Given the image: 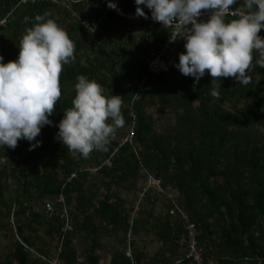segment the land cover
<instances>
[{"label":"trees","instance_id":"16d2710c","mask_svg":"<svg viewBox=\"0 0 264 264\" xmlns=\"http://www.w3.org/2000/svg\"><path fill=\"white\" fill-rule=\"evenodd\" d=\"M53 1L0 0V264H101L105 250L110 264H174L187 245L176 207L204 264H264V33L209 20L154 76L170 29L130 24L101 0ZM231 1L264 25V0ZM150 176L161 192L144 193ZM61 195L75 226L65 237L44 216Z\"/></svg>","mask_w":264,"mask_h":264},{"label":"built area","instance_id":"2783aa9c","mask_svg":"<svg viewBox=\"0 0 264 264\" xmlns=\"http://www.w3.org/2000/svg\"><path fill=\"white\" fill-rule=\"evenodd\" d=\"M53 1V0H44ZM107 6V11L115 12L119 17L125 19L130 24L135 26H146L152 30L154 26H162L170 29V38L167 41L164 49L159 55H152L149 64V73L154 76H159L163 73H168L169 68L163 56L168 51L178 50L185 47L190 42L207 36L206 24L209 20H220L224 17H231L241 20L249 24L253 28H259L264 33V25L257 19L246 14L241 6H238L231 0H207V3L200 4L193 0H152L155 11L149 16L139 13L126 14L123 9L108 0H101ZM58 3V1H53ZM26 3V2H25ZM106 16H102L97 20L84 23L85 30L91 34H96L100 31V27ZM7 20L0 22V27L5 26ZM146 85V80L137 85L138 93L141 92ZM133 133L119 142L118 149L125 144L132 145ZM97 169L91 170L94 174ZM76 177V173L71 175V179ZM144 193L149 188H156L159 192V182L152 176L147 178ZM144 194L141 195V198ZM14 211V210H13ZM175 211L180 214L185 223L184 229L186 232V251L183 257L177 259L174 264H204L206 251L203 246L199 244L198 238L200 233L197 226L191 222L190 218L178 207L171 211V215ZM44 216L46 219L56 217L60 220L62 237L73 233L75 230L73 215L66 204L64 196H59L44 204ZM10 229L16 234V224L14 214L11 215L9 220ZM61 254V247H59V255ZM49 264H57V260H52Z\"/></svg>","mask_w":264,"mask_h":264},{"label":"rangeland","instance_id":"374dc122","mask_svg":"<svg viewBox=\"0 0 264 264\" xmlns=\"http://www.w3.org/2000/svg\"><path fill=\"white\" fill-rule=\"evenodd\" d=\"M170 196L174 197V195H170ZM5 234H6L5 232H2V231L0 232V253H2V254H6L7 249L9 248V243H10L9 239L6 238ZM8 234H10V233H8ZM0 263H1V261H0Z\"/></svg>","mask_w":264,"mask_h":264},{"label":"crops","instance_id":"0c3cea01","mask_svg":"<svg viewBox=\"0 0 264 264\" xmlns=\"http://www.w3.org/2000/svg\"><path fill=\"white\" fill-rule=\"evenodd\" d=\"M102 256V260H101V264H110V253L108 252V250H105L101 253Z\"/></svg>","mask_w":264,"mask_h":264}]
</instances>
